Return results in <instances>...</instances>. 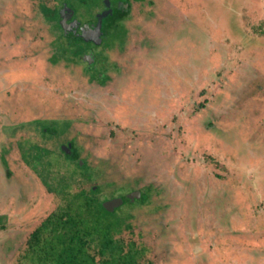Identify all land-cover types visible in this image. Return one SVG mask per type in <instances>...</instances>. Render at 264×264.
<instances>
[{
	"label": "rangeland",
	"instance_id": "1",
	"mask_svg": "<svg viewBox=\"0 0 264 264\" xmlns=\"http://www.w3.org/2000/svg\"><path fill=\"white\" fill-rule=\"evenodd\" d=\"M119 23L100 78L40 0H0V264H35L74 194L136 192L114 237L147 247L139 264H264V0H131Z\"/></svg>",
	"mask_w": 264,
	"mask_h": 264
},
{
	"label": "trees",
	"instance_id": "2",
	"mask_svg": "<svg viewBox=\"0 0 264 264\" xmlns=\"http://www.w3.org/2000/svg\"><path fill=\"white\" fill-rule=\"evenodd\" d=\"M48 1L50 0H40L44 15L48 20H55L62 31V36L69 39L70 52L77 51L76 55L79 53L78 56L86 62L87 67L91 68L94 74L100 75V78L104 77L97 67L99 60L96 57V50L100 44L86 40L74 31H65L61 24L62 10L64 8L70 10L75 17L77 14L75 5L98 6L101 4L102 9L98 13L105 25L101 42L105 40L108 23H112L113 30L121 29L123 34L117 35V39L121 40L125 34V28L119 21L126 17L131 0H54L52 3ZM98 19L100 18L98 17L96 21ZM76 20L83 23L81 19ZM78 42H81L85 49L81 48ZM111 53L108 51L109 55ZM73 142L71 140L69 146L62 145V150L66 153L67 159L78 160L76 167L82 168L86 160L81 158ZM36 157L41 158V154ZM95 190L91 189L93 192ZM122 198L125 201L126 198L132 201L127 194ZM95 201L91 195L84 193L71 196L62 211H56L50 215L47 219L49 224L42 227L43 233L34 232L24 258L30 254L29 258L35 264H139L145 258L147 247L138 244L135 240L125 244L124 239H115L117 227L122 224L116 212L118 207L110 210L105 206V201L100 203Z\"/></svg>",
	"mask_w": 264,
	"mask_h": 264
},
{
	"label": "flooded vegetation",
	"instance_id": "3",
	"mask_svg": "<svg viewBox=\"0 0 264 264\" xmlns=\"http://www.w3.org/2000/svg\"><path fill=\"white\" fill-rule=\"evenodd\" d=\"M62 16H63L61 19L62 26H64L62 23L63 19L64 18L68 19V22H66V24H68L67 27H63L65 29V31H67V32L74 31V33H76L77 35L80 34L84 39H86L84 36V32L86 31L85 34L89 35V33H90V35H92V33H93L92 30L96 29L99 21H102V19L100 17L101 15L99 14L100 19H98V21H96L94 23H79V21H77L74 18V14H72L71 11L68 9L62 11ZM101 25H102V36H103L104 30H105V28H104L105 25H103V23H101Z\"/></svg>",
	"mask_w": 264,
	"mask_h": 264
},
{
	"label": "water",
	"instance_id": "4",
	"mask_svg": "<svg viewBox=\"0 0 264 264\" xmlns=\"http://www.w3.org/2000/svg\"><path fill=\"white\" fill-rule=\"evenodd\" d=\"M62 23L64 25L63 27H67L68 24H66L65 18L63 19ZM101 23H102V21H99L96 29L92 30V32H93L92 35H90V33H89V35L85 34L86 31L84 32V36L87 40L92 39L96 43H101V41H102V25H101ZM135 194L137 196H139L140 192L132 193L130 196L134 197ZM121 203H122V199H113V200H107L104 202L105 206H107V208L110 210H113L116 206L120 205Z\"/></svg>",
	"mask_w": 264,
	"mask_h": 264
}]
</instances>
